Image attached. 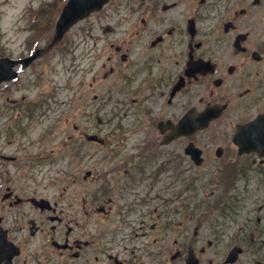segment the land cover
Here are the masks:
<instances>
[{"label":"flooded vegetation","instance_id":"flooded-vegetation-1","mask_svg":"<svg viewBox=\"0 0 264 264\" xmlns=\"http://www.w3.org/2000/svg\"><path fill=\"white\" fill-rule=\"evenodd\" d=\"M15 25L0 140L47 118L70 56L74 158L52 175L41 144L19 164L0 144V264H264V135L244 134L264 114V0H109L49 49L54 23Z\"/></svg>","mask_w":264,"mask_h":264},{"label":"rangeland","instance_id":"rangeland-1","mask_svg":"<svg viewBox=\"0 0 264 264\" xmlns=\"http://www.w3.org/2000/svg\"><path fill=\"white\" fill-rule=\"evenodd\" d=\"M65 1L66 0H0V24L2 26V31H5L6 37H14V27L17 21H19V23H23V21L26 23L31 22L29 15H26L29 9H44L45 12H49L47 16L51 17V20H47L55 21ZM55 10L56 12H53ZM18 33L19 36H22L26 32L20 31ZM18 46L19 45L16 47ZM52 55H54V53H52ZM69 59H71L70 56H67L65 60L60 58V64H57V68H59L58 71L49 77V80L53 78V82L49 84L48 88V93L50 94L47 118H45L41 124H31L29 126L27 135H30V138H19L9 145H6L4 139L0 140V144L2 145L1 149L3 150H14L16 147L18 150V164L24 161V158L20 160V156H28V161L30 162V154L33 151H38L37 146L41 144L42 147L40 150L46 153L41 163L43 166L42 171L52 175L55 174L59 166L60 168H65L71 165L72 159L74 158L71 153L70 155L67 152H62L60 154L58 151V145L63 143V141L60 140V133L67 135L74 131L72 123L68 125H66V122L60 123V95L66 100H70L74 93V77H71L73 69H69L71 65ZM54 91H57L56 94ZM67 112L68 109H66V113ZM67 115L74 122L80 119L78 115L73 116L72 110H70ZM60 127L62 128L61 131ZM41 133L45 134V141L38 136ZM86 162H88V160ZM13 165H16V162L10 164L11 170L13 169Z\"/></svg>","mask_w":264,"mask_h":264},{"label":"water","instance_id":"water-1","mask_svg":"<svg viewBox=\"0 0 264 264\" xmlns=\"http://www.w3.org/2000/svg\"><path fill=\"white\" fill-rule=\"evenodd\" d=\"M106 0H69L65 5V13L61 20L58 22V37L68 27V25L74 20L75 16L81 9H93L100 7ZM91 138L94 136H90Z\"/></svg>","mask_w":264,"mask_h":264}]
</instances>
